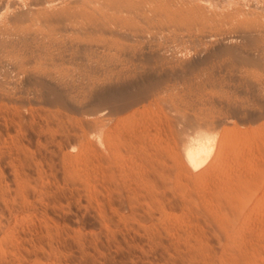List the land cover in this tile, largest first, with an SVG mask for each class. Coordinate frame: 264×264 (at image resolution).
<instances>
[{
	"label": "rangeland",
	"instance_id": "374dc122",
	"mask_svg": "<svg viewBox=\"0 0 264 264\" xmlns=\"http://www.w3.org/2000/svg\"><path fill=\"white\" fill-rule=\"evenodd\" d=\"M118 1L0 0V264H264V0Z\"/></svg>",
	"mask_w": 264,
	"mask_h": 264
},
{
	"label": "bare ground",
	"instance_id": "6f19581e",
	"mask_svg": "<svg viewBox=\"0 0 264 264\" xmlns=\"http://www.w3.org/2000/svg\"><path fill=\"white\" fill-rule=\"evenodd\" d=\"M123 1V0H122ZM132 1V0H131ZM130 1V2H131ZM142 1V0H141ZM154 1H156V0H154ZM154 1H153V3H154ZM167 1V0H166ZM118 2H120V0L118 1ZM151 2V1H150ZM159 2V1H158ZM136 3V2H135ZM134 3V4H135ZM144 3V2H143ZM142 3V4H143ZM146 3H148L149 4V2H146ZM165 4H166V2H165ZM172 4V3H171ZM137 5H139V3L137 4ZM143 5H145V4H143ZM153 5V4H152ZM160 5V4H159ZM140 6V5H139ZM164 6V5H163ZM160 7H161V5H160ZM167 7V6H166ZM202 7V6H201ZM253 7V6H252ZM147 8V7H146ZM199 8V7H198ZM196 9V8H195ZM203 10V9H202ZM193 11H194V9H193ZM196 12V11H195ZM204 12V11H203ZM202 12V13H203ZM237 12H238V10H237ZM200 13V12H199ZM193 14H195V13H193ZM219 14V13H218ZM221 14V13H220ZM198 15V14H197ZM214 15V14H213ZM212 15V16H213ZM221 16V15H220ZM225 16V15H224ZM233 16H234V14H233ZM232 16V17H233ZM219 17V16H218ZM217 17V18H218ZM222 17V16H221ZM201 138V137H200ZM205 140V139H204ZM194 152V153H193ZM205 155H207V143L206 142H199V144L196 146V148H195V151H192V154H190V156H189V159H188V161H189V163H190V165L191 166H193V167H196V166H198L199 165V163L204 159V157H205Z\"/></svg>",
	"mask_w": 264,
	"mask_h": 264
}]
</instances>
